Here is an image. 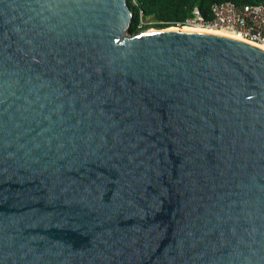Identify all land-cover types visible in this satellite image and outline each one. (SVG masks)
<instances>
[{"label": "water", "instance_id": "1", "mask_svg": "<svg viewBox=\"0 0 264 264\" xmlns=\"http://www.w3.org/2000/svg\"><path fill=\"white\" fill-rule=\"evenodd\" d=\"M133 15L0 0V264H264V49Z\"/></svg>", "mask_w": 264, "mask_h": 264}, {"label": "built area", "instance_id": "2", "mask_svg": "<svg viewBox=\"0 0 264 264\" xmlns=\"http://www.w3.org/2000/svg\"><path fill=\"white\" fill-rule=\"evenodd\" d=\"M175 27L225 30L252 42L264 43V0L258 3H213L205 13L195 5Z\"/></svg>", "mask_w": 264, "mask_h": 264}, {"label": "trees", "instance_id": "3", "mask_svg": "<svg viewBox=\"0 0 264 264\" xmlns=\"http://www.w3.org/2000/svg\"><path fill=\"white\" fill-rule=\"evenodd\" d=\"M134 12L128 29L135 34L148 27H170L184 21L195 5L206 13L213 3L233 1L237 3H258L262 0H127ZM151 18L144 23L143 19Z\"/></svg>", "mask_w": 264, "mask_h": 264}, {"label": "bare ground", "instance_id": "4", "mask_svg": "<svg viewBox=\"0 0 264 264\" xmlns=\"http://www.w3.org/2000/svg\"><path fill=\"white\" fill-rule=\"evenodd\" d=\"M171 28H177L175 26H170ZM184 30H191V31H202V32H210V33H217V34H221V35H227V36H231V37H234V38H237V39H240V40H243V41H247L248 43H251L253 45H256L262 49H264V43H258V42H252V41H249L245 38H242L241 36L239 35H236V34H233V33H230L228 31H225V30H216V29H200V28H195V27H189V26H186L183 28Z\"/></svg>", "mask_w": 264, "mask_h": 264}, {"label": "rangeland", "instance_id": "5", "mask_svg": "<svg viewBox=\"0 0 264 264\" xmlns=\"http://www.w3.org/2000/svg\"><path fill=\"white\" fill-rule=\"evenodd\" d=\"M151 18H147V19H143V22L144 23H147V22H150ZM154 27V26H153ZM154 28H157V27H154Z\"/></svg>", "mask_w": 264, "mask_h": 264}]
</instances>
